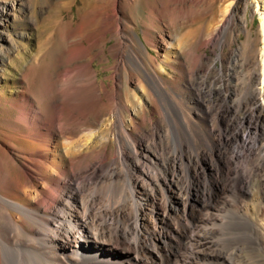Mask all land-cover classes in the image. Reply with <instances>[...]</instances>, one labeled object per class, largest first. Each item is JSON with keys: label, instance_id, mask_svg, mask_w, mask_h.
<instances>
[{"label": "bare ground", "instance_id": "1", "mask_svg": "<svg viewBox=\"0 0 264 264\" xmlns=\"http://www.w3.org/2000/svg\"><path fill=\"white\" fill-rule=\"evenodd\" d=\"M77 1L88 18L75 22L73 16L69 21V33L64 35L69 67L55 74L56 84L45 87L41 99L30 93L27 75L21 86L5 84L12 96L0 87V264H232L227 249L235 250L232 255L238 254L242 245L264 251V189L254 193L260 201L257 208L232 207L225 200L220 215L218 210L207 214L219 184V169L214 171L210 164L216 162L213 148L230 143H207L204 134L196 131L199 144L211 149L212 154L205 155L198 148L196 155L190 156L178 143L172 157L153 155L151 143H144L131 130L135 116L147 112L144 101L131 96L124 99L119 87L109 92L98 80L94 62L104 49L95 31L84 32L83 28L105 15L116 23L118 70L136 75L150 103L154 93L163 98L168 86L156 65L162 71L164 68L157 57L151 58V49L160 54L159 45L163 46L167 52L164 58L169 61L174 47L161 30L153 32L155 19L156 27H163L160 7L153 6L151 0L147 4L131 2L141 10V36L137 23L130 27L125 0L73 3ZM253 1L259 14L262 47L258 88L247 94L256 105L245 120L260 125L264 115V0ZM17 10V1L3 0L1 21L15 19ZM190 23V18H184L179 26ZM49 24L44 25L45 30L60 23ZM197 34L198 30H192L175 40L180 53L193 54ZM55 35L41 38L35 57L51 52ZM18 36L28 37L26 33ZM85 39L90 47H86ZM4 40L8 41L7 37ZM12 44L6 52L2 50L0 76L9 68L20 71L26 62L20 45ZM36 67L31 64L28 69ZM155 130L159 132L160 127L156 125ZM211 136L215 141V135ZM242 144L247 147L249 141ZM237 157L227 161V169L244 188L250 178L241 176L234 166ZM253 168L254 173L259 171ZM188 215L191 221L185 220ZM232 218L245 220L253 237L227 240L225 245L211 239L218 234V227ZM207 219L213 225L212 232L200 235L184 227L191 222L195 228Z\"/></svg>", "mask_w": 264, "mask_h": 264}, {"label": "rangeland", "instance_id": "2", "mask_svg": "<svg viewBox=\"0 0 264 264\" xmlns=\"http://www.w3.org/2000/svg\"><path fill=\"white\" fill-rule=\"evenodd\" d=\"M2 1L0 0V3ZM15 1L18 7L17 17L7 23H3L0 19V60L4 54L2 50L6 52L12 43H18L19 52L26 62L20 71L9 68L7 74L2 75L4 79L0 76V87L4 86L3 92L12 96L11 90L6 88L5 84L21 86L23 77L27 75L26 83L30 93L41 99L45 92L44 88H50L56 84L55 74L69 67L67 54L69 47L65 39L69 33V21L73 16L75 22H81L88 17L80 10L82 6L80 1L75 4L73 0ZM132 1L137 0H125L124 9L130 20V27L133 28L137 23L138 33L143 36L139 25L141 10L137 5L132 6ZM148 1L139 0V4H147ZM151 1L153 6L160 7L159 12L164 16L161 20L163 21L161 29L156 27L158 24L156 19L153 21V32L157 34L162 31L168 43H172L174 47L169 61L164 58L167 52L163 46L159 45L160 54L154 53L151 49V58L155 60L157 57L164 68L162 71L156 65L157 71L167 83V92L163 94V98H158V94L154 93L150 84L145 81L148 90L155 96L154 101L150 103L146 93L140 90L136 75L118 70L120 59L119 53L115 50L118 43L116 23L105 15L98 16L83 28L84 32L94 30L104 49L103 54L94 62L99 82H104L109 92L113 91L112 88L119 87V92L124 99L131 96L133 100L137 97L144 101L147 112L135 116V128L131 130L144 143H151L153 155L158 154V157H161L164 154V158L172 157L178 143L185 146L190 156L196 155L198 148H201L205 155L212 154L211 149L199 144L196 131L204 134L207 143H230L228 147L221 145V147L213 148V157L216 162L210 163L211 168L214 171L220 170V174L219 170L216 173L217 180L221 181L222 176L225 180L218 181L216 197L209 206L207 214H215L218 210L220 215L222 213L220 208L225 200L229 201L232 207L257 208L260 206V201L254 193L264 189V115L260 125L258 121L250 123L245 120L247 114H251L256 105L254 101L247 98L249 96L247 94L253 93L258 88V54L262 47L259 14L255 12L254 1ZM155 17L158 18L156 14ZM184 18H190L192 23L181 28L179 25ZM48 23L49 25L60 24L51 30H45L44 25ZM192 30H198V34L192 44L193 54L190 56L187 52L180 53L175 40ZM20 33H26L28 37L22 39L18 36ZM51 33L56 34L54 47L48 55L38 59L35 57L38 44ZM6 37L8 41L4 40ZM85 45L90 47L88 39H85ZM13 56L11 54V57ZM31 64L37 65L35 70L28 69ZM103 94L105 96L104 91ZM108 101L106 99L105 103L108 104ZM126 115L129 117L130 114L127 112ZM2 124L0 117V139L3 133ZM156 125L160 127L159 132L155 130ZM212 134L216 137L215 141ZM244 141H249L248 148L242 144ZM155 150L158 153H155ZM237 155L234 166L237 167L241 176L250 178L248 185L244 188L242 185H237L236 179L227 169V161L233 160L232 158ZM254 166L258 167L259 171L254 173ZM225 189L229 192L227 196H225ZM249 192L251 197L244 194ZM185 220L191 221L190 216H185ZM196 225L193 228L191 222H188L184 227L200 235L210 230L212 232L213 225L208 219L205 223L199 222ZM218 228V234L210 237L219 239L224 245L227 240L236 238L249 240L253 237L250 226L245 223V220L232 218ZM240 249L236 255L231 254L235 253L233 249L225 251L230 255L228 260L232 264H264L263 250L250 249L246 245H242Z\"/></svg>", "mask_w": 264, "mask_h": 264}]
</instances>
